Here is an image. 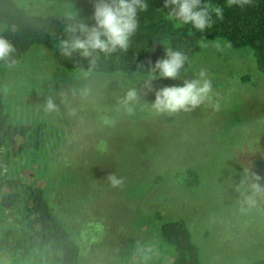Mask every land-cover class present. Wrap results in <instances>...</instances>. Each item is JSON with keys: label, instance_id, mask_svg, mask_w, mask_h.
I'll use <instances>...</instances> for the list:
<instances>
[{"label": "rangeland", "instance_id": "rangeland-1", "mask_svg": "<svg viewBox=\"0 0 264 264\" xmlns=\"http://www.w3.org/2000/svg\"><path fill=\"white\" fill-rule=\"evenodd\" d=\"M51 4L22 2L31 14L58 11ZM201 69L212 82L211 99L172 115H156L147 106L132 116L120 111L117 74L98 75V84L108 81L100 91L103 99L80 100L72 94L81 83L76 72L57 69L43 48L2 77L11 121L43 140L37 159L24 157L11 170L47 191L80 247L81 264H121L137 246L155 252L158 233L148 218L157 212L166 221L188 223L207 264L264 261V194L241 211L233 188L244 169L260 176L264 186V76L250 53L225 42L205 45L184 79ZM182 84L153 81L156 90ZM62 92L67 107L60 102ZM48 96L56 98L59 112L41 110ZM142 98L151 103L155 92ZM188 170L200 174L201 186L179 184L176 177ZM109 175L120 183L114 186Z\"/></svg>", "mask_w": 264, "mask_h": 264}, {"label": "trees", "instance_id": "trees-1", "mask_svg": "<svg viewBox=\"0 0 264 264\" xmlns=\"http://www.w3.org/2000/svg\"><path fill=\"white\" fill-rule=\"evenodd\" d=\"M45 1L58 5V11L31 14L22 5L24 0H0V35L14 43L16 67L33 49L43 48L51 54L57 69L72 73L78 66L86 68L87 61L78 54L69 60L57 51V41L66 38L62 18L57 13L60 6L72 3L80 18L92 23L94 0ZM164 2L148 0L149 10L140 14L139 29L128 52L118 54L119 58L102 60L98 75L146 72L164 57L166 47L185 52L191 63L208 43L225 42L234 51L250 53L257 71L264 76V0H204L213 6H223L224 19L216 20L203 33L190 24L181 25L169 19L167 14L171 10L163 7ZM10 70L0 63V264H81L80 247L55 214L47 191L26 183L11 170L24 157L37 159L43 140L30 127L11 121L8 99L3 92L7 85L2 78ZM99 97L103 99L100 94ZM176 178L187 188L202 185V178L195 170L180 173ZM148 221L158 233L157 250L137 246L134 253L123 255L121 264H207L186 221H166L160 212Z\"/></svg>", "mask_w": 264, "mask_h": 264}, {"label": "clouds", "instance_id": "clouds-1", "mask_svg": "<svg viewBox=\"0 0 264 264\" xmlns=\"http://www.w3.org/2000/svg\"><path fill=\"white\" fill-rule=\"evenodd\" d=\"M163 7L171 10L167 14L169 19L181 25L190 24L201 33L211 29L216 20L224 19L223 6H213L204 0H165ZM148 10V0H94V11L90 17L92 23H89V19L80 18L72 3L60 6L57 17L62 18V30L66 38L57 41L56 49L69 60L78 54L87 61V67L78 66L75 73V79L81 83L72 91L74 96L87 101L100 94L108 83H97V69L101 61L114 56L119 58L118 54L128 52L139 29V16ZM16 52L12 40L0 35V63L9 69L15 68ZM148 63L151 64V61ZM143 67L141 64L140 68ZM189 67V57L185 52L166 47L164 57L158 59L150 70L138 71L131 78L117 74L122 93L116 99L118 109L132 116L138 110H144L145 106L156 115L187 113L200 108L211 99L212 82L203 69L198 74L193 73V79H184L182 73H187ZM158 79H182L183 84L156 90L153 81ZM153 91V102L142 98ZM60 97V102L67 107V93H60ZM41 110L45 114H54L60 111V105L56 98L48 96ZM69 114L75 115L76 112L73 109ZM240 175L239 183H235L233 188L239 194L241 211H247L255 205L259 195L264 194V186L261 185L262 178L250 174L249 170L244 169ZM108 179L114 186L120 183L114 175H109Z\"/></svg>", "mask_w": 264, "mask_h": 264}]
</instances>
